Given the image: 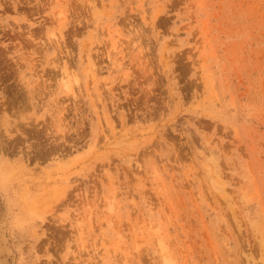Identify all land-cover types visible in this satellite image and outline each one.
<instances>
[{
    "label": "rangeland",
    "instance_id": "1",
    "mask_svg": "<svg viewBox=\"0 0 264 264\" xmlns=\"http://www.w3.org/2000/svg\"><path fill=\"white\" fill-rule=\"evenodd\" d=\"M0 264H264V0H0Z\"/></svg>",
    "mask_w": 264,
    "mask_h": 264
},
{
    "label": "bare ground",
    "instance_id": "2",
    "mask_svg": "<svg viewBox=\"0 0 264 264\" xmlns=\"http://www.w3.org/2000/svg\"><path fill=\"white\" fill-rule=\"evenodd\" d=\"M72 81V80H71ZM2 143H4L3 141H2ZM3 145V144H2ZM6 146V145H5ZM4 148V147H3ZM6 151V150H5ZM17 170V169H16ZM1 176H3V174L1 175ZM3 179V178H2ZM110 203V202H109ZM32 204V203H31ZM34 205V204H33ZM110 205H112V204H110ZM33 207V206H32ZM40 209V208H39ZM109 209V208H108ZM26 212V211H25ZM35 212V211H34ZM37 213V212H36ZM27 215V214H26ZM28 216V215H27Z\"/></svg>",
    "mask_w": 264,
    "mask_h": 264
}]
</instances>
